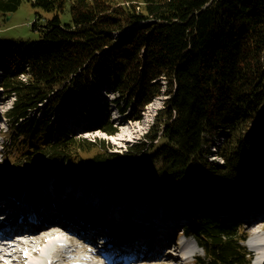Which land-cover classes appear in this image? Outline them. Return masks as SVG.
<instances>
[{
  "label": "trees",
  "instance_id": "1",
  "mask_svg": "<svg viewBox=\"0 0 264 264\" xmlns=\"http://www.w3.org/2000/svg\"><path fill=\"white\" fill-rule=\"evenodd\" d=\"M24 1L54 16L36 41L0 39L2 86L15 95L6 115L28 124L12 137L14 169L60 181L116 173L117 192L162 195L194 212L186 230L204 251L199 264H251L245 214L232 206L264 198V0H0V13ZM104 87L114 97L101 103ZM163 90L160 133H147L158 141L126 152L51 122L55 107L77 99L112 135L110 104L140 118ZM39 106L42 119H29Z\"/></svg>",
  "mask_w": 264,
  "mask_h": 264
},
{
  "label": "rangeland",
  "instance_id": "2",
  "mask_svg": "<svg viewBox=\"0 0 264 264\" xmlns=\"http://www.w3.org/2000/svg\"><path fill=\"white\" fill-rule=\"evenodd\" d=\"M54 16V13L51 11H45L42 8L34 7L29 2L24 1L20 7L9 14H3L0 13V39H2L4 42H8L10 44H20L22 41H36L40 38L41 31L38 27L43 26L48 19L52 18ZM60 18L62 23H70L71 22V14L69 11V7H67L63 12L60 14ZM34 25H36V28H34ZM3 77V71L0 69V180L4 178V180L0 182H7L9 184H12V186H17L18 184H27L28 181H31L35 183L37 186L40 185L41 187H51L54 189L53 192H59V196L62 198H68L66 196H62V187L61 185L64 184L66 181L70 183H77L82 184L84 182H87V185L91 182V185L95 187V192L97 194H101L102 190L106 191L107 194H109L110 200L108 202H104V207L96 205L95 207H102L104 209V215L107 217L109 216V213L111 212L108 209H111L113 205L116 204V202L119 203V207H122V212L125 213V216H130L132 218H142V222L147 220V218H152L153 221H157V219L161 220L159 215L167 216L168 212H173L174 215L171 217V219H176L177 217H180V224L192 223V213L193 211H190V213L187 210V206L184 205H177L176 203L170 204L164 196L162 195H154V194H142V197H137V195H134L130 193L129 191L125 192L122 190L121 192L116 193L115 190V177L116 173H110V174H103L99 175L94 179H86L84 177H72L66 179V181H63V183H55L54 182L55 177L53 174L45 175L47 171L49 170H40L37 169L35 171L31 170H18L14 169V166L12 165L13 161L16 158V154L12 153L11 150L13 148V145L15 144L14 138L12 139L13 135H17L22 129L27 128V120L20 119L18 122L12 121L8 116L6 115L7 110L13 105L15 101V95L10 94L6 91V89L2 86V78ZM22 79H25V75H21ZM104 89V90H103ZM99 100L102 103L104 101V98L112 99L114 97V94L109 92L107 93V90L104 88H101L98 90ZM167 94L165 91H161L158 95H156L153 98V101L149 103L145 110L142 112L140 118L132 119L129 114H123L121 113L115 105L110 104L111 109V118L115 122V125H117V132L110 135L100 129H95V126L89 122L87 119V114L84 113L85 110V104L86 101H79L75 100L73 106L67 108L66 105H61L54 108V111L51 116V122L56 124L58 122L61 123V126H70L76 133L79 135H83L85 137H88L90 139H104L106 141V144L110 143L112 146V151H121L126 152L129 151V148L133 146L134 144L142 141H146L148 144L150 143H156L158 139H155L152 141L147 136V133H160V120L158 117V112L161 108L164 107L165 99L167 98ZM88 100L92 102V104H96L97 100L94 98L87 97ZM38 109H32L29 113V119L34 120L38 122L42 119L45 108L43 106H39ZM44 109V110H43ZM52 123H50L52 125ZM49 124V126H50ZM159 129V130H158ZM159 135V134H157ZM54 138V136L52 137ZM17 147V145L15 146ZM217 155H213L212 159H216V161L222 162V158ZM40 160V159H38ZM41 163V160L39 161ZM25 163V162H24ZM21 169V168H20ZM27 176V177H24ZM30 176V177H29ZM77 184H74L75 187L81 191L80 187ZM57 185L58 188H57ZM57 190V191H55ZM102 195V194H101ZM97 195V199L101 196ZM95 198V197H94ZM95 198V199H96ZM94 199V200H95ZM127 199L132 200V204H130L128 201H125ZM89 200V198H88ZM119 200V201H118ZM149 201V202H147ZM73 200L68 199L66 201V205L64 206L65 209H69L73 205ZM262 202V201H261ZM54 204L56 205L57 202L55 201ZM97 204V203H96ZM136 205L137 208H148L144 209L141 213L142 215H127L125 207H130ZM78 205H76L77 207ZM116 206V205H115ZM108 208V209H107ZM76 209V208H75ZM195 210V213H206L208 212V209L206 208V205L196 206L193 208ZM217 209V208H216ZM214 212H218L219 210H216ZM85 210V209H84ZM84 210L82 211V214L84 213ZM163 210V212L160 214V211ZM108 211V213H107ZM117 212V211H116ZM220 212V211H219ZM223 212V211H221ZM229 212V211H227ZM118 213V212H117ZM257 218H253L252 212L247 213L245 217H241L243 220H245V231L248 233V239L247 241H244V244L247 245L248 249L251 250L250 244L256 243L257 239H255L257 236L264 235V229L260 226L258 223L262 224L261 218L259 214H254ZM72 217H75V213L72 215ZM118 219L122 220V217H118ZM52 223L55 222V220H50ZM127 223V220L124 221ZM140 222V224L142 223ZM139 220H135L134 224L129 225L128 227H132V230L136 231L139 227ZM149 228L147 230L149 231H157V233L160 232L161 228H158L155 226V222H148ZM20 225H17L16 227H19ZM182 227H177V229H173L171 227H168V235L171 237V240L169 243L166 244V246L159 248L155 256H152L148 259H139L134 261H128V262H121L116 264H149L150 260L153 258H158L162 254H167L168 252H172V255L174 256V259L177 261L170 262V264H199V260H197V257H203L204 253L202 248L197 244L195 238L192 235H189L188 232H182ZM173 229V230H172ZM179 229V231H178ZM130 231V229L126 228L125 231ZM65 231V230H63ZM62 232V231H60ZM260 235H258L259 233ZM63 233V232H62ZM61 233V234H62ZM112 239L116 236L115 234H111ZM154 235V234H152ZM64 236H68L67 234H64ZM71 236V235H70ZM180 236L179 241L182 240V245H190L194 248V251L191 254H187L182 257V253L179 250L176 242V237ZM74 245L78 247V252L71 249L70 245L67 247L66 252H61L59 254V259L56 260L53 264H72V262H75L77 260H82L85 254L87 252H83L82 248L83 245L86 244L84 242L85 239H79V236L75 237ZM74 248V246H72ZM178 248V249H177ZM260 253L258 251H254V258L255 263L258 260ZM263 264V263H262Z\"/></svg>",
  "mask_w": 264,
  "mask_h": 264
},
{
  "label": "bare ground",
  "instance_id": "3",
  "mask_svg": "<svg viewBox=\"0 0 264 264\" xmlns=\"http://www.w3.org/2000/svg\"><path fill=\"white\" fill-rule=\"evenodd\" d=\"M27 184L29 185L30 194L27 196H31L33 194L39 193V195L44 200V204L46 207H50V202L47 200L46 195L54 194L51 187L47 186L43 189L39 188V185L36 186L35 183L28 181ZM9 188L6 185L3 187ZM36 188V189H35ZM100 200L103 202H108L110 200L109 194L104 191L101 192ZM95 197L96 195H92ZM140 197V195L138 196ZM97 199V198H96ZM65 200H61V203H65ZM149 202V201H147ZM144 209H148L145 208ZM143 208L137 209L136 205L130 206L129 211L133 212L136 215H142ZM141 211V212H140ZM163 210L160 211V214ZM66 211H63L65 214ZM169 213V212H168ZM173 215V214H172ZM65 215H63L64 217ZM62 217V218H63ZM62 219L56 220L52 223L50 220H44L41 222L30 223V224H21L18 228L11 229L12 232L8 235L6 232L3 234L7 237H3L0 235V264H53L58 260L59 254L61 252H66L68 245H70V251L73 249L75 252L79 251L78 247L74 245L73 237L71 236H64L61 234V230L63 229V225H61ZM258 223H255V225ZM264 224V223H262ZM264 229V227H263ZM259 233V232H256ZM260 235V233L258 234ZM257 243H252L251 246L255 247L258 252H263V255H259L256 264H264V235L257 236ZM120 240V236L117 239L113 240V243L118 242ZM182 240L178 242V248L182 253V257L191 254L194 251V248L190 245H180ZM11 245L12 250L8 251V247ZM40 245L39 249L37 248ZM74 246V248L72 247ZM94 243H86L83 245V252L85 251H93L95 248ZM177 248V249H178ZM106 251L107 248H105ZM35 254L32 256L31 254ZM152 257V256H151ZM150 258V256L148 257ZM147 258V259H148ZM84 262L81 260H77L72 262V264H88L87 259H84ZM139 260V259H136ZM179 260V259H177ZM174 259L172 252H168L167 254H162L158 258H153L150 260L149 264H170V262L177 261ZM134 261V260H132ZM178 262V261H177Z\"/></svg>",
  "mask_w": 264,
  "mask_h": 264
}]
</instances>
